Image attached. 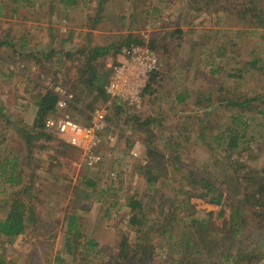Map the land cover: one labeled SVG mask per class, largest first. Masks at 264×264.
<instances>
[{"label":"rangeland","instance_id":"374dc122","mask_svg":"<svg viewBox=\"0 0 264 264\" xmlns=\"http://www.w3.org/2000/svg\"><path fill=\"white\" fill-rule=\"evenodd\" d=\"M237 1L78 0L66 5L61 0H0V170L9 159L17 163L14 171L18 173L20 163L27 184L21 197L35 208L23 233L10 238L0 235V252L8 264H114L124 235L132 245L150 247L144 262L137 264H163L182 247L168 246L179 234L173 239L161 235L154 225L159 215L175 210L180 230L188 224V210L209 220L211 226H221L230 207L219 216V205L197 196L184 197L176 188L183 170H174L169 160L148 156L146 144L164 157L173 155L178 145L181 163L196 167L211 166L218 155L213 162L215 174L221 182L230 180L231 166L225 164L221 147L209 152L199 134L200 121L186 116L196 113L198 118L215 121L229 111L213 104L201 108L206 98L214 101L222 93H249L264 86L257 73L242 79L235 76L242 61L254 55L264 58L263 28L254 30L249 14L240 18ZM253 1L243 3L257 4L264 12V0ZM135 41H147L160 62L148 77L137 108L95 89H105L115 54ZM109 44L113 47L91 61L97 86L87 85L91 75L85 64L87 53L94 46ZM55 85L73 92L69 108L82 124L89 122L96 107L107 105L109 126L94 163L47 131L31 141L28 153L21 129H33L32 105L37 106L40 95ZM177 94L183 99L178 101ZM197 100L202 104L195 106ZM239 157L253 167L262 165V158L248 159L244 152ZM160 164L164 168L159 170L160 177L148 182L144 166L159 173ZM88 179L95 185H88ZM23 183H3L0 176V218ZM131 194L146 205V226L128 221ZM244 213L249 216L245 232L251 234L249 241L239 244L260 252L252 264H264V228L255 227L251 211ZM68 215L76 217L77 236L67 234ZM68 242L72 250L67 249ZM235 251L228 258L213 253L211 264H234Z\"/></svg>","mask_w":264,"mask_h":264},{"label":"trees","instance_id":"16d2710c","mask_svg":"<svg viewBox=\"0 0 264 264\" xmlns=\"http://www.w3.org/2000/svg\"><path fill=\"white\" fill-rule=\"evenodd\" d=\"M61 2L66 5H72L76 4L78 0H61ZM247 2L255 3L253 0H247ZM248 3H243V0L235 3L240 18L247 17L249 14L251 18L250 24H252L254 30L263 28L261 32L264 34L263 10L257 4L252 5ZM134 43H142V41H135ZM112 47L113 45L111 44L107 46H94L87 53L85 64L87 70L90 71L89 74H91L85 80L87 85L89 83L97 86L95 81L99 82L97 74L92 70L94 68L91 61L97 54L104 53ZM242 62L240 69H237L236 78L242 79L245 76H252L257 73L264 82L263 57L254 55L253 58L251 57ZM105 81L107 80L105 79ZM235 82L236 85L241 83L239 79H236ZM95 89H97L100 95L106 96L104 88L97 87ZM183 97L182 94L176 95L178 101L182 100ZM204 102L205 105L201 108H210L213 104L222 107L226 111H229V113L221 114L215 121L198 118L195 116L196 113H189L186 117L187 119L196 117V120L200 121L199 134L203 137L202 141L204 140L205 144H208L207 150L209 152H213L217 147H221L225 164L231 166L229 181L221 182L215 174L216 166L213 162L219 158L218 155L215 156L211 166L208 167L206 164L203 167H196L194 164L181 163L178 145L175 147L173 155L170 154L164 157V153L146 144V154L169 160L174 165V170H183L181 176L178 178L176 188L184 197L188 199L189 197L197 196L203 198L208 203L219 205L220 209L217 213L219 216L223 214L224 209L228 205L230 207L229 215L222 220L221 226L214 227L211 226L209 220L192 216L194 211L188 210V224L183 230H180L181 226L179 224L182 223L177 219L175 210L168 212V215L165 216L159 215L154 225L158 228L161 235L168 234L167 237L173 239L174 234H179V239H175L168 246L182 247V249H179V254L176 257H171L170 255L163 264H211V258L214 257L212 256L213 253L217 252L223 258H228L232 256L233 248L236 249L235 255H233L234 258L237 255L234 264H238L239 261H245L244 264H252L258 258L260 252L253 248L250 249V247L246 249L242 248V245L239 243L244 244L246 240L249 241L250 239L249 234L251 233L245 232V225L247 224L245 221L249 217L244 213L246 209L253 213L251 215L253 218L256 217V221H254L255 227L264 228V86L261 89L254 87L249 93L233 92L231 95L222 93L214 101L208 97ZM54 103L55 96L51 91H47L41 95L36 101L37 111L33 129L32 127L21 129L22 136H24L23 138H25L28 146L29 154L31 153L29 150L31 141L46 135V130H44L43 126L44 119L53 112ZM118 103L120 104L121 102ZM200 104H202L201 100H197V103H194L195 106ZM205 129H210V131L206 133ZM243 152L247 154L248 159L262 158L263 161L260 168L253 167V165L251 166L243 159H240L239 156ZM16 165L17 163H13L9 159L5 160L4 165L2 164L4 169L0 170V176L3 177V183L8 182L10 185H19L24 182L22 177L23 168L19 163L20 168L17 173L14 171ZM161 165L156 167L158 171L163 168ZM6 168H9L10 172L7 177H5V174L8 173ZM144 168H146L145 172L148 182L157 180L160 177V171L159 173H153V170L148 165L144 166ZM25 183L22 184L21 189L12 193L13 197L9 202L6 214L3 218H0V235L10 238L23 233L28 222L33 220L35 216V208L32 202L27 198L24 200L21 197L23 194L26 195L25 193L27 192V184ZM88 185L94 186L95 183L88 179ZM127 207L129 208L130 215L128 221L132 225H147L148 220L143 218L144 209L146 208L143 199L137 197L135 194H131L128 197ZM209 213L211 214V212ZM77 224L76 217L68 215L67 234L77 236L76 232H74V230H78L79 226ZM140 226L137 227L138 232L139 230L141 232ZM174 227H176V230ZM88 242L91 246L95 245L92 240ZM70 245V242L66 244L68 250H72ZM149 249L150 247L144 244L133 243L132 245L124 235L119 243L118 254L116 255L114 264L143 263V259L147 257L145 254H148ZM200 256L203 258H199ZM8 263V260L0 252V264Z\"/></svg>","mask_w":264,"mask_h":264},{"label":"built area","instance_id":"2783aa9c","mask_svg":"<svg viewBox=\"0 0 264 264\" xmlns=\"http://www.w3.org/2000/svg\"><path fill=\"white\" fill-rule=\"evenodd\" d=\"M159 65V59L147 41L123 46L110 64L111 75L105 87L108 98L139 107L148 77L159 69ZM51 92L55 96L54 110L44 119V130L78 149L89 163H94L98 145L109 126L107 105L96 107L89 122L82 124L69 108L74 103L73 92L61 85H55ZM106 137L113 139L111 135Z\"/></svg>","mask_w":264,"mask_h":264},{"label":"crops","instance_id":"0c3cea01","mask_svg":"<svg viewBox=\"0 0 264 264\" xmlns=\"http://www.w3.org/2000/svg\"><path fill=\"white\" fill-rule=\"evenodd\" d=\"M115 58H116V54H115ZM43 94H45V93H42V95ZM41 96V95H40ZM25 106V105H24ZM36 111H37V106H35V105H32V118H31V121H33V119H34V117L36 116ZM30 114H31V107H30V112H29Z\"/></svg>","mask_w":264,"mask_h":264}]
</instances>
